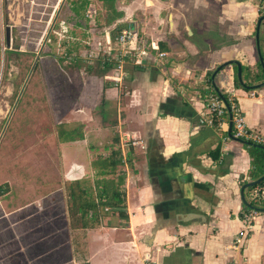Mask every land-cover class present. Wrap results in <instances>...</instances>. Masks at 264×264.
I'll return each mask as SVG.
<instances>
[{
  "label": "crops",
  "instance_id": "0c3cea01",
  "mask_svg": "<svg viewBox=\"0 0 264 264\" xmlns=\"http://www.w3.org/2000/svg\"><path fill=\"white\" fill-rule=\"evenodd\" d=\"M72 1L0 0V13L3 5L9 11L4 22L0 17V28L8 29L9 41V27L13 31L19 25L21 4L27 5V19L34 24L42 19L39 13L51 8H57L58 16L72 13ZM258 2L114 0L121 16L112 24L98 21L89 29L87 42L103 43L104 49L113 42L115 23H126L136 33L132 47L145 45L143 60L131 56L122 74L101 55L86 60L100 64L99 74L109 89L119 83L127 86L121 123H126L133 143L123 168L128 215L108 216L101 225L85 229L71 228L64 215L65 230L51 234L44 217L33 229L32 215L3 214L7 201L2 200L0 264H264V212H246L241 199L240 177H247L251 166L246 143L230 136L229 122L219 128L199 124L207 111L200 93L206 73L212 70L214 88L228 91L234 74L238 78V66H224L212 80L219 65L239 61L244 78L243 67L261 61ZM88 11L102 14L103 1L90 0ZM259 47L262 56L264 20ZM88 70L98 74L91 66ZM235 87L248 126L264 134V86ZM76 114L86 135L87 113ZM218 146L221 154L215 160L209 152ZM65 166L67 181L87 172L83 163ZM7 190L2 187L0 197ZM248 222L251 227L238 246L235 236Z\"/></svg>",
  "mask_w": 264,
  "mask_h": 264
},
{
  "label": "rangeland",
  "instance_id": "374dc122",
  "mask_svg": "<svg viewBox=\"0 0 264 264\" xmlns=\"http://www.w3.org/2000/svg\"><path fill=\"white\" fill-rule=\"evenodd\" d=\"M21 8L19 25L13 31L9 27V41L6 28H0V183L8 189L0 197L7 201V211L0 210V215H32L33 229L44 217L54 234L65 230L68 215L65 165L83 163L87 172L81 178L92 183L95 153L103 152L114 136H119L122 148L133 146L126 123H121L127 86L119 83L109 89L100 64H90L83 55L103 46L87 42L93 23L87 15L75 23L73 14L58 16L57 8H51L29 24L27 5ZM8 12L3 5V22ZM63 43L79 56L77 61L65 59ZM78 111L86 112L89 120L85 139L60 141L58 124L80 122L75 119Z\"/></svg>",
  "mask_w": 264,
  "mask_h": 264
},
{
  "label": "trees",
  "instance_id": "16d2710c",
  "mask_svg": "<svg viewBox=\"0 0 264 264\" xmlns=\"http://www.w3.org/2000/svg\"><path fill=\"white\" fill-rule=\"evenodd\" d=\"M89 1H72L73 12L70 14H73L71 18L76 20L75 23L87 15L88 21L91 20L93 22L92 27H97L98 21L104 24H112L121 16L114 7V0H102L105 12L100 15H96L95 13V16L94 13L88 11ZM258 4L260 15H264V0H259ZM126 26H128L126 23H115L111 30L113 45L116 44L118 33ZM63 46L66 48L68 45L67 43H63ZM69 50L66 48L65 56L74 54V52L71 53ZM91 50H88L83 55L86 56ZM73 56L77 57L75 54ZM262 56L264 58V50H262ZM211 75L212 70L206 73L204 83H202V91L200 92L205 98L207 108L210 106L212 97H220L212 84ZM243 77L246 85L263 82L264 67L261 61H258L255 67L245 65L243 67ZM232 82L234 86H240V81L235 74ZM221 93L230 103L228 92L223 90ZM209 114L217 125L219 118L216 116L215 110H211ZM58 137L62 142L82 140L85 137L84 124L77 122L73 126H67L65 123H59ZM245 146L251 155V166L247 173L248 176L240 177L241 186L247 182L257 180L264 175V148L253 146L252 144H246ZM104 151L95 153L91 159V169L94 171L92 183L82 178L66 181L67 209L70 226L73 229L99 226L102 224L103 219L108 216L125 217L128 215L127 193L125 189L126 177L122 167L124 168L126 159H130L132 148L129 146L128 150L124 152L119 136H114L110 144L106 145ZM209 154L213 159H218L221 154L220 146L210 151ZM4 184L6 185L7 183ZM2 186L0 185V194ZM245 197L251 204V207L244 204V210L246 212L259 213L255 207L264 208V179L257 184L248 186L245 189ZM77 264L93 263L83 261Z\"/></svg>",
  "mask_w": 264,
  "mask_h": 264
},
{
  "label": "built area",
  "instance_id": "2783aa9c",
  "mask_svg": "<svg viewBox=\"0 0 264 264\" xmlns=\"http://www.w3.org/2000/svg\"><path fill=\"white\" fill-rule=\"evenodd\" d=\"M134 42H136V33L134 29L128 25L121 29V31L116 36L115 45L111 43L108 44V46H106L104 49L93 48L85 57L94 58V56H98V54L101 53L100 55L105 60V62L113 65L115 70L122 74L124 72L126 63L131 56L136 57L139 61L143 60L145 45L132 47ZM164 54L165 53H160L161 56ZM227 92L230 103L225 98L223 100L221 97H212L210 106H208L207 111L199 119V124L219 128L223 124L229 122V112H231L233 136L250 143L264 146V134L251 129L247 124L245 114L237 102L236 87L232 85L228 88ZM255 94L256 90H253L252 95ZM211 110H215L216 116L219 118L217 125L215 124L213 117L209 114ZM250 227L251 223L248 222L246 226L236 234V245L239 246L244 243L248 229Z\"/></svg>",
  "mask_w": 264,
  "mask_h": 264
},
{
  "label": "water",
  "instance_id": "95a60500",
  "mask_svg": "<svg viewBox=\"0 0 264 264\" xmlns=\"http://www.w3.org/2000/svg\"><path fill=\"white\" fill-rule=\"evenodd\" d=\"M263 20H264V15L260 16V18L258 20V23H257L256 40H257V43H258V53H259V56H260V60H261V63L263 65V67H264V60H263V57L261 56V49L259 47V32H260V26H261V23H262ZM6 31H7V34H8V29H6ZM37 59H38V56L36 57L35 63H36ZM229 64H237V66H238V79H239L240 83L243 86L248 87V88H253V89L264 86V81L261 82V83H259V84L253 85V86L246 85L244 83V81H243V78H242V65L237 60H229V61H227V62L222 63L221 65H219L215 69V71L213 72L212 80H214L215 75L218 73V71L220 69H222L224 66H227ZM215 90L217 91L218 95L224 100V96L219 91V89L215 88ZM229 133H230V136L234 137L233 134H232V115H231V112H229ZM234 138L236 140H238V141L243 142V143L252 144L253 146H257V147L264 148V146H261V145L255 144V143H250V142H247V141H245L243 139H240V138H237V137H234ZM263 179H264V175L261 176L260 178H258L257 180L250 181V182H247L244 185H242V187H241V199H242V201L244 202L245 205H248V206L251 207V204L246 200V197H245V189L248 186H251V185H254V184H257V183L261 182ZM255 209L258 210V211L264 212V208L255 207Z\"/></svg>",
  "mask_w": 264,
  "mask_h": 264
}]
</instances>
